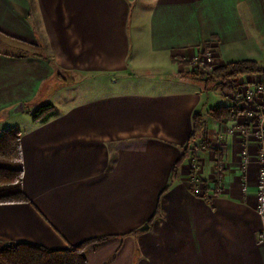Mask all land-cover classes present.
<instances>
[{
    "label": "crops",
    "instance_id": "crops-1",
    "mask_svg": "<svg viewBox=\"0 0 264 264\" xmlns=\"http://www.w3.org/2000/svg\"><path fill=\"white\" fill-rule=\"evenodd\" d=\"M206 48L264 61V0H0V133L21 132L30 199L0 204V250L107 237L88 264H264L254 138L219 133L228 97L186 74ZM196 112L211 145L173 178Z\"/></svg>",
    "mask_w": 264,
    "mask_h": 264
},
{
    "label": "trees",
    "instance_id": "trees-1",
    "mask_svg": "<svg viewBox=\"0 0 264 264\" xmlns=\"http://www.w3.org/2000/svg\"><path fill=\"white\" fill-rule=\"evenodd\" d=\"M190 66L189 62L185 63ZM186 74L193 80L203 83L206 90L217 87L222 90L236 92L239 82L252 74H264V65L255 60H238L214 67L189 69ZM242 108L238 105H221L212 110L216 120L237 119ZM55 107L48 103L33 112V120L47 121L54 116ZM208 126L205 116L196 112L192 118V132L183 153L173 169V178L177 177L178 167L191 156L192 144L200 138L208 139ZM24 175L21 132L16 128H8L0 133V204L29 202L30 199L22 189ZM172 186L170 183L161 197ZM207 188L205 187V190ZM204 196H208L206 191ZM161 197L157 213L150 219L151 223L160 213ZM107 237L92 238L80 244H70L64 249H49L31 242H13L0 250V264H88V254Z\"/></svg>",
    "mask_w": 264,
    "mask_h": 264
},
{
    "label": "built area",
    "instance_id": "built-area-1",
    "mask_svg": "<svg viewBox=\"0 0 264 264\" xmlns=\"http://www.w3.org/2000/svg\"><path fill=\"white\" fill-rule=\"evenodd\" d=\"M210 54V51L207 53ZM203 56H195L193 61L202 66L213 67L208 61H205ZM211 59V58H210ZM208 64V65H206ZM210 67V68H211ZM252 78L244 77L238 84L237 102L241 104L242 113L239 117L246 120L245 123H239L235 127H229V133L238 130L240 134L253 136L261 149L259 158L262 166L258 170V191L256 194V208L259 211L264 210V82L253 81Z\"/></svg>",
    "mask_w": 264,
    "mask_h": 264
},
{
    "label": "rangeland",
    "instance_id": "rangeland-1",
    "mask_svg": "<svg viewBox=\"0 0 264 264\" xmlns=\"http://www.w3.org/2000/svg\"><path fill=\"white\" fill-rule=\"evenodd\" d=\"M206 50V52L205 53H200L199 54V56L201 57V56H203V57H205V55H206V59H204L205 61H208L209 62V64L210 65H214L215 64V61H214V55H213V53L210 51V54L208 55L207 53L209 52V51H207L208 49L206 48L205 49ZM211 58V59H210ZM188 62V61H187ZM262 65H264V61H261L260 62ZM206 65H208V64H206ZM191 67H192V69H202L203 67H208V66H202V65H200V64H198V63H195V61H191V66H190V69H191ZM211 67V66H210ZM214 67V66H213ZM262 77H264V74H259V75H256V76H253L252 77V79L251 80H253V81H262L263 80V82H264V78H262ZM212 89H215V91H218L217 93L218 94H221V95H224V96H226V97H228L227 99H228V105H238V106H240L241 107V104H239V103H237V102H234V100L236 99L237 100V97L236 96H238V90L236 91V92H230V91H227V90H222V89H219V88H217V87H215L214 86V88H212ZM235 100V101H236ZM241 113H242V111H241ZM241 113L239 114V116H238V118L237 119H235L236 120V125H238L239 123H245V121L246 120H242L241 118L239 119V117H240V115H241ZM211 115H212V113H211ZM33 118V117H32ZM227 119L225 118V119H223V120H221V123H222V129H221V132H219V133H223V134H228L229 132V127H231V126H228V124H227ZM235 125V126H236ZM235 126H233V127H235ZM244 136V135H243ZM245 138H248V137H251V138H253V136H244ZM252 142H254V144H255V147L257 148V155H258V157L260 158V155H261V149L259 148V146H258V143H257V141L256 140H254V141H252ZM211 144H210V142L208 141V139L207 140H203V141H201V140H197V141H195L193 144H192V152H191V156H193V159L191 160L192 162H191V165H190V168L192 169V171L193 170H196V168H197V166H198V162H200V160L198 159V157H199V155L200 154H203L208 148H209V146H210ZM195 154V155H194ZM262 166V164L260 163V161H258V170L260 169V167ZM220 172L221 171H219L218 169H216V173H218V174H220ZM161 197V196H160ZM160 200V199H159Z\"/></svg>",
    "mask_w": 264,
    "mask_h": 264
},
{
    "label": "water",
    "instance_id": "water-1",
    "mask_svg": "<svg viewBox=\"0 0 264 264\" xmlns=\"http://www.w3.org/2000/svg\"><path fill=\"white\" fill-rule=\"evenodd\" d=\"M24 108H25L24 103L23 102H20L17 105H15L12 109H10L9 110V113L12 114V115H14V114H17V113L23 111ZM149 226H150L149 223H146L145 225H143L141 227V230H146V229L149 228Z\"/></svg>",
    "mask_w": 264,
    "mask_h": 264
}]
</instances>
